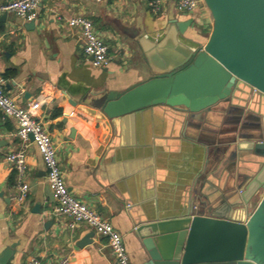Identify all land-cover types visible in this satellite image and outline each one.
<instances>
[{"label": "crops", "instance_id": "obj_1", "mask_svg": "<svg viewBox=\"0 0 264 264\" xmlns=\"http://www.w3.org/2000/svg\"><path fill=\"white\" fill-rule=\"evenodd\" d=\"M10 1L0 0V5ZM150 1L48 0L37 8L34 28L28 25L32 20H23L12 13L0 14V77L5 80L7 95L19 107L35 101L41 103L35 119L51 134L69 191L122 236L131 264H140L143 253L134 233L137 217L170 214L188 205L193 196L183 195L188 187L207 198L216 192L222 193L211 199L210 203H215L225 190L228 194L237 191L239 183L242 187L246 185V170L240 165L236 147L240 144L238 141L229 144L230 153L221 155L226 157V163L207 156L194 161L196 148L181 143L185 141V132L188 143L197 146L219 137L225 125L217 121L218 114L212 115L210 122L204 118L200 128H195L187 126V115L183 117L182 113L167 107L152 108L136 120V144L120 146L118 130L107 120H101L97 111L86 104L69 105L70 94L88 90L123 92L154 74L136 38L130 39L124 29L138 31L140 35H156L170 20L191 19L196 22L187 31V39L201 45L206 42L211 20L203 6L190 16L175 10V0H162V13L156 16L150 13ZM77 16L91 20L94 30L107 45L106 68L92 67L90 58L83 54L79 31L67 26L66 20ZM204 126L211 131L202 129ZM15 132V123L2 120L0 114V194H3L0 196V250L10 242H17L14 264H27L33 259L40 264H55L67 256L69 264H114L105 238L84 224L69 230L68 220L60 221L52 214L55 199L34 145L26 149L24 180L29 185L26 201L21 206L12 202L18 178L5 157L21 146ZM230 133L225 132L223 136ZM213 146L215 150L217 145ZM200 161L203 171L191 184V175L185 172L188 163L199 165ZM188 179L191 185L182 183ZM128 204L132 207L129 212ZM36 206L39 214L33 212ZM49 222L52 224L46 225ZM91 232L93 242L77 247Z\"/></svg>", "mask_w": 264, "mask_h": 264}, {"label": "water", "instance_id": "obj_2", "mask_svg": "<svg viewBox=\"0 0 264 264\" xmlns=\"http://www.w3.org/2000/svg\"><path fill=\"white\" fill-rule=\"evenodd\" d=\"M202 4L211 20L203 45L186 37L191 19L170 20L156 35L124 29L130 39L136 38L154 74L123 92L88 90L68 99L72 107L86 104L107 120L118 130L120 146L136 144V120L156 107L187 115V126L195 128L218 114L217 121L225 127L216 139L207 137L205 145L197 146L188 143L186 132L183 135L181 143L197 150L194 161L207 156L226 163L221 155L229 152L230 143H240L236 147L246 170L245 186L239 183L237 191L228 194L225 190L215 203L211 199L222 193L207 198L188 187L183 191L185 197L193 194L188 205L170 214L136 218L134 233L143 250L140 264H264V0H202ZM28 25L34 28L35 22ZM228 131L229 136H223ZM193 164L188 163L185 171L191 184L203 171L201 161ZM190 179L182 183L189 185ZM127 209L132 210L130 204ZM33 212L40 213L38 206ZM93 236L89 233L76 246L90 245ZM18 245L13 241L0 250V264H14Z\"/></svg>", "mask_w": 264, "mask_h": 264}, {"label": "built area", "instance_id": "obj_3", "mask_svg": "<svg viewBox=\"0 0 264 264\" xmlns=\"http://www.w3.org/2000/svg\"><path fill=\"white\" fill-rule=\"evenodd\" d=\"M48 0H12L0 5V14L12 13L23 20H34L39 5ZM99 3L103 0H94ZM175 10L186 15H195L203 6L202 0H175ZM150 13L160 15L162 13V0L149 2ZM196 22V21H195ZM194 22V23H195ZM192 22V27L193 24ZM68 27L77 29L82 40V51L90 58L91 65L95 69H104L109 64L108 47L102 38L94 30L92 21L77 16L66 20ZM41 103L35 101L27 107H19L15 100L5 91V80L0 77V114L2 120H12L16 125L15 137L21 146L17 151L8 153L5 162L14 167L17 173L18 186L11 200L21 206L27 198L29 185L25 182L26 149L34 145L37 149L44 170L46 182L49 185L54 199L55 207L52 214L57 218L66 219L69 230L84 224L91 228L95 234L107 241L114 264H131L123 243L122 236L104 220L98 213L81 200L74 197L69 191L57 159L56 149L53 145L51 134L45 126L35 119V113ZM69 257H61L55 264H69ZM27 264H40L38 260H31Z\"/></svg>", "mask_w": 264, "mask_h": 264}]
</instances>
